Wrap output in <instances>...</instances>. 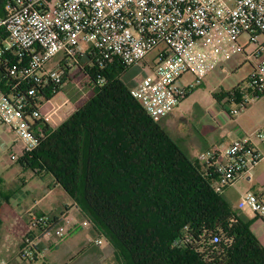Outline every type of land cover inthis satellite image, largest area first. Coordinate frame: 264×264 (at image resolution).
Masks as SVG:
<instances>
[{
    "label": "built area",
    "instance_id": "1",
    "mask_svg": "<svg viewBox=\"0 0 264 264\" xmlns=\"http://www.w3.org/2000/svg\"><path fill=\"white\" fill-rule=\"evenodd\" d=\"M0 16V63L12 79L0 90V124L15 133L19 159L37 144L35 122L51 124L58 110H42L46 96L56 94L68 67L100 66L118 61L130 95L154 121L172 112L192 90L179 79L202 80L247 35L256 50L247 78L253 96L264 93V0H5ZM155 52L151 62L146 57ZM62 54L60 66L46 68ZM4 62V63H3ZM82 63V66L80 65ZM87 64V65H88ZM232 98L236 102L235 95ZM245 101L240 102L244 107ZM238 110L229 112L236 114ZM258 145L263 150L258 149ZM264 158V125L241 135L225 149L199 153L197 160L212 168L214 188L249 178ZM238 209L264 221V194L247 192ZM70 208L54 217L31 214L19 259L34 261L41 239L62 238L73 225ZM87 221L82 226H87ZM101 244V240H97Z\"/></svg>",
    "mask_w": 264,
    "mask_h": 264
},
{
    "label": "trees",
    "instance_id": "2",
    "mask_svg": "<svg viewBox=\"0 0 264 264\" xmlns=\"http://www.w3.org/2000/svg\"><path fill=\"white\" fill-rule=\"evenodd\" d=\"M6 6L0 0V16ZM4 64L0 90L12 80ZM62 65L64 81L72 67L83 72L89 98L56 127L36 121L37 144L18 162L53 178L118 264H264L252 222L215 190L212 168L194 161L130 95L118 61Z\"/></svg>",
    "mask_w": 264,
    "mask_h": 264
},
{
    "label": "rangeland",
    "instance_id": "3",
    "mask_svg": "<svg viewBox=\"0 0 264 264\" xmlns=\"http://www.w3.org/2000/svg\"><path fill=\"white\" fill-rule=\"evenodd\" d=\"M237 45L239 48L235 46L227 60L210 72L201 84L194 85V79L189 74L181 77L179 83L192 85L191 92L171 113L158 121L194 161L199 155L195 147L203 142L223 157L233 140L249 135L264 125V95L253 96L247 83L256 63L252 58L256 48L250 45L247 35L240 36ZM154 57L155 52L149 54L146 61L151 62ZM62 58V54L57 55L47 63L46 68L60 66ZM67 72L59 93L41 102L42 110L58 107L51 120L55 127L90 95L83 72L76 67ZM234 95L236 102L231 98ZM242 101L246 102V107L240 106ZM236 109V114H229ZM6 129L0 124V264H15L13 258L18 257L22 240L30 232V215L54 217L63 211L65 204L66 208H71L72 200L61 187L45 180L41 182L36 174L23 169L12 158L17 154L18 140L14 132H7ZM249 190H252L250 182L241 181L230 193L240 198L251 192ZM42 197H46L44 202L50 204L48 211L53 213L34 211V206L40 203ZM70 211L74 217L73 211ZM246 213L252 223L257 219L249 210ZM83 220L86 219L75 215L73 225L62 238L41 239L38 244L40 253L31 264H118L111 244L97 231L90 235L92 227L90 224L82 226ZM256 236L261 243L264 242V225L257 228ZM99 239L101 244H97Z\"/></svg>",
    "mask_w": 264,
    "mask_h": 264
},
{
    "label": "crops",
    "instance_id": "4",
    "mask_svg": "<svg viewBox=\"0 0 264 264\" xmlns=\"http://www.w3.org/2000/svg\"><path fill=\"white\" fill-rule=\"evenodd\" d=\"M6 131L9 132L8 129H6ZM257 148L260 150H263V147L260 145H258ZM208 149H211V148L209 145L205 144V142H203L200 146L195 147V150L198 154L203 152V151H206ZM191 152H192V150H191ZM38 177L40 178L41 182H42V180H45L47 182L52 183V185H54L56 187L58 186V185L54 184L53 178L49 175L41 174ZM241 181L250 182L252 190H249V191H251L252 193H255L257 195H263L264 194V158L250 172L249 178L238 180L235 183H232L229 186H227L226 188H224L223 191L221 192V196L223 197V199L226 202H228L232 206V208L238 210L243 216H245V218L249 219L248 215H247L248 213H246V210H241V209H238V207H237V203H238L240 198H236L235 196H232V194L230 193V190L232 188L235 189V186L237 184H239V182H241ZM58 187H60V186H58ZM45 199H46V197H42L40 199V203L38 205L34 206L35 207L34 211L44 213V214L45 213H53L51 211H48L49 210L48 207L50 204L49 203L46 204L44 202ZM66 205L67 204H65L62 209L66 208ZM70 209L73 211L74 217L76 215V216L80 217V219H82L80 212H79L78 208L76 207V205L74 204L73 201H72V206ZM59 213H61V212H59ZM54 216H56V215H54ZM83 221H87V220H83ZM263 225H264V221H262L261 219L257 218L255 220H253V223L251 224V229H252V232L255 236H256L257 228L259 226H263ZM256 238H257V236H256ZM261 245L264 248V242H262ZM13 260H14L15 264H25L18 257L13 258Z\"/></svg>",
    "mask_w": 264,
    "mask_h": 264
}]
</instances>
